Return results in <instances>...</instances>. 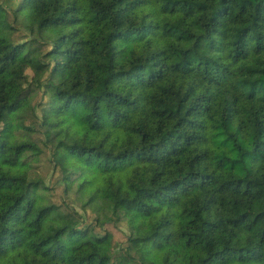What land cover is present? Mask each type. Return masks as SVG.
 <instances>
[{
    "label": "trees",
    "instance_id": "1",
    "mask_svg": "<svg viewBox=\"0 0 264 264\" xmlns=\"http://www.w3.org/2000/svg\"><path fill=\"white\" fill-rule=\"evenodd\" d=\"M11 1L0 264H264V0Z\"/></svg>",
    "mask_w": 264,
    "mask_h": 264
},
{
    "label": "rangeland",
    "instance_id": "2",
    "mask_svg": "<svg viewBox=\"0 0 264 264\" xmlns=\"http://www.w3.org/2000/svg\"><path fill=\"white\" fill-rule=\"evenodd\" d=\"M35 1L33 0H30L29 4H28V9L26 11L23 12V15L21 16L22 17H30V13H29V9L34 7L36 3H34ZM6 3L7 4H10L12 6H16V4L14 3V1H11V0H6ZM23 20H25V18H22ZM28 22H29V18H28ZM41 170V174L42 175H46V173H48V167H47V164L46 165H43L42 168L40 169Z\"/></svg>",
    "mask_w": 264,
    "mask_h": 264
}]
</instances>
